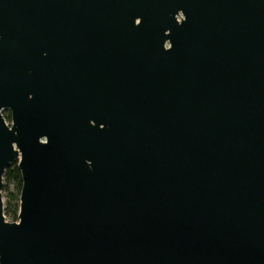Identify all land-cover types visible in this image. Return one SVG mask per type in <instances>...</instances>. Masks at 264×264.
I'll return each mask as SVG.
<instances>
[{"label": "water", "instance_id": "1", "mask_svg": "<svg viewBox=\"0 0 264 264\" xmlns=\"http://www.w3.org/2000/svg\"><path fill=\"white\" fill-rule=\"evenodd\" d=\"M0 264H264V0H0Z\"/></svg>", "mask_w": 264, "mask_h": 264}, {"label": "trees", "instance_id": "2", "mask_svg": "<svg viewBox=\"0 0 264 264\" xmlns=\"http://www.w3.org/2000/svg\"><path fill=\"white\" fill-rule=\"evenodd\" d=\"M4 118L9 121L10 115L8 111L3 113ZM11 185V186H10ZM22 185V178L16 162L11 163L4 171L3 186L4 206L3 213L8 221L18 220L19 195Z\"/></svg>", "mask_w": 264, "mask_h": 264}, {"label": "rangeland", "instance_id": "3", "mask_svg": "<svg viewBox=\"0 0 264 264\" xmlns=\"http://www.w3.org/2000/svg\"><path fill=\"white\" fill-rule=\"evenodd\" d=\"M5 111H7V109H4L3 111H2V113H4ZM7 121V120H6ZM7 123H10V120L9 121H7ZM16 162V161H15ZM14 162V163H15ZM17 163V162H16ZM11 186V185H10ZM2 199H3V206H4V191L2 190Z\"/></svg>", "mask_w": 264, "mask_h": 264}, {"label": "flooded vegetation", "instance_id": "4", "mask_svg": "<svg viewBox=\"0 0 264 264\" xmlns=\"http://www.w3.org/2000/svg\"><path fill=\"white\" fill-rule=\"evenodd\" d=\"M7 111H8V113H9V115H10V110L7 109ZM10 120H11V117H10Z\"/></svg>", "mask_w": 264, "mask_h": 264}]
</instances>
